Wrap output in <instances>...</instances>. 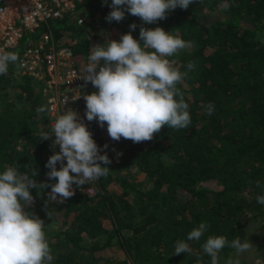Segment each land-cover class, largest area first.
<instances>
[{
  "label": "trees",
  "instance_id": "1",
  "mask_svg": "<svg viewBox=\"0 0 264 264\" xmlns=\"http://www.w3.org/2000/svg\"><path fill=\"white\" fill-rule=\"evenodd\" d=\"M225 2L228 9L223 8ZM110 5L111 0H83L75 10L25 32L8 51L20 56L29 38L49 31L56 41L66 38L63 44L71 48L75 64L84 68L94 20L117 26L115 40L129 31L139 40L143 22L127 12L120 22L107 21ZM132 23L135 30L130 29ZM143 26H159L192 42L191 48L169 58L181 71L194 62V70L178 85L192 124L184 130L164 125L151 141L133 143L113 141L106 124L102 128L85 116L83 122L101 153L112 159L115 150L120 157L107 165L109 174L96 182L93 195L78 191L46 207L50 186L39 195L31 189L34 204L26 211L46 224L51 264H99L101 251L114 245L122 255L106 257V264H197L198 255L203 264H210L201 247L208 235L244 241L249 220L264 213L256 200L264 195V0H193L186 10L177 7L166 19ZM44 84L45 76L19 73L16 65L0 75V173L8 166L29 174L36 169L37 182L51 185L55 180L49 181L45 165L59 149L51 147L53 137L40 140L42 133L51 134L48 110L37 111L48 106ZM82 91L97 89L89 82ZM209 103L215 106L211 116L205 110ZM82 105L86 109L84 99ZM124 165L131 171L120 174ZM202 221L210 225L205 236L199 242L187 241V234ZM178 240L188 242L192 252L173 254ZM237 258L246 263L226 247L219 264Z\"/></svg>",
  "mask_w": 264,
  "mask_h": 264
},
{
  "label": "clouds",
  "instance_id": "2",
  "mask_svg": "<svg viewBox=\"0 0 264 264\" xmlns=\"http://www.w3.org/2000/svg\"><path fill=\"white\" fill-rule=\"evenodd\" d=\"M103 3L107 4L108 0ZM192 3L193 0H111V11L106 20L120 22L125 12L138 17L143 22L139 40L129 31L119 40H108L106 46L93 45L80 77L85 85L90 82L97 89L83 94L87 121L95 120L102 128L106 124L113 141L121 138L133 143L151 141L164 125L172 130H184L192 124L189 104L178 85L189 71L194 70V62L189 61L186 70L181 71L175 61L169 59L191 48L192 42L159 26H143L166 19L168 13L177 7L186 10ZM229 7L227 2L223 4L224 9ZM135 28L136 24L132 23L130 29ZM10 65L23 66L18 53L0 51V75H7ZM80 98L81 95L71 99ZM47 110L46 105L37 109L39 113ZM205 110L211 116L214 104H207ZM53 136L51 147L58 145L59 151L48 158L45 167L49 169L46 173L49 181L55 180V183H38L36 169L29 174L20 172L16 166H8L0 173V264H51L54 259L46 237V224L37 215L26 211L34 204L31 189H36L39 195L50 186L47 207V203H63L72 197L75 194L73 184L83 189V185H91L109 174L110 158L101 153L92 132L79 119L77 111L70 109L58 116L51 134L42 133L40 140ZM257 187H261L259 181ZM256 200L264 205V195H258ZM48 215L51 216L50 212ZM209 227L207 222H200L187 234V241L199 242ZM251 246L249 240L242 241L239 237L229 241L224 235H208L201 247L203 254L211 258L210 264H219L220 253L226 247L242 254ZM191 252L188 242L176 241L173 254ZM197 264H203L200 255ZM226 264H240V261L238 258L228 259Z\"/></svg>",
  "mask_w": 264,
  "mask_h": 264
},
{
  "label": "built area",
  "instance_id": "3",
  "mask_svg": "<svg viewBox=\"0 0 264 264\" xmlns=\"http://www.w3.org/2000/svg\"><path fill=\"white\" fill-rule=\"evenodd\" d=\"M81 1L83 0H0V51L14 48L25 32H31L48 20L75 10ZM82 20L83 16L79 15L77 21ZM19 57L23 62V66L18 68L19 73L39 77V72H44L42 76H45V84L42 93L48 105L52 130V125L63 108L72 102L82 101L85 81L80 75L83 68L75 64L71 48L58 43L49 31L36 39L29 38ZM79 95L80 99L72 101V97ZM66 99H69L67 104ZM57 147L59 149L58 145ZM60 166L58 162L57 168ZM73 189L75 194L82 191L93 195L96 182L83 185V189L73 184Z\"/></svg>",
  "mask_w": 264,
  "mask_h": 264
},
{
  "label": "rangeland",
  "instance_id": "4",
  "mask_svg": "<svg viewBox=\"0 0 264 264\" xmlns=\"http://www.w3.org/2000/svg\"><path fill=\"white\" fill-rule=\"evenodd\" d=\"M95 27H90V42L91 46L96 45L95 39L101 40V42L106 46L108 43V40H115L118 35V27H107L102 25L101 23H95ZM94 33H97L98 36L95 37ZM66 40L65 37H60L58 40V43L63 44V42ZM43 70L39 72V77L43 75ZM73 109L79 113V119L83 120L85 117V109L82 105V101L72 102L68 104L63 110L61 111V115L64 114L66 111ZM86 120V118L84 119ZM112 155L111 164L114 165L116 162L114 156L120 157L118 153L113 150L110 152V156ZM118 165H116V168ZM120 174L128 173L131 171V168H129L127 165L121 166V168L118 169ZM261 208H264V205H261ZM248 230H247V238L246 240H249L252 243L251 249L247 252H244L242 254H238L239 256L243 257L246 261L244 264H264V213L259 215L258 217H252L251 220H249L247 224ZM102 259L100 260L99 264H106L104 259L108 256L118 258L121 257L122 252L119 249L117 245L107 247L101 251Z\"/></svg>",
  "mask_w": 264,
  "mask_h": 264
}]
</instances>
